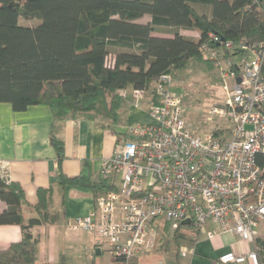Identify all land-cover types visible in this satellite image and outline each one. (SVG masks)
I'll use <instances>...</instances> for the list:
<instances>
[{
    "label": "trees",
    "instance_id": "1",
    "mask_svg": "<svg viewBox=\"0 0 264 264\" xmlns=\"http://www.w3.org/2000/svg\"><path fill=\"white\" fill-rule=\"evenodd\" d=\"M19 20L38 23L23 27ZM163 32L172 37L155 35ZM240 41L264 45V0H0V103L15 112L46 106L55 121L86 119L119 137L122 91L143 90L156 102L154 85L161 76L173 78L191 61L211 65L202 46ZM50 144L60 169L63 143L51 136ZM258 163L264 173V157ZM59 179L61 187L90 189L95 202L114 190L108 179H93L86 166L75 178L59 171ZM36 195L38 218L27 221L22 187L0 174V201L7 206L0 226L16 225L22 232L18 243L0 247V264L36 262L30 229L46 221L50 191L38 189ZM164 238L166 249L178 253L186 235L177 231ZM255 245L264 264V239Z\"/></svg>",
    "mask_w": 264,
    "mask_h": 264
},
{
    "label": "built area",
    "instance_id": "2",
    "mask_svg": "<svg viewBox=\"0 0 264 264\" xmlns=\"http://www.w3.org/2000/svg\"><path fill=\"white\" fill-rule=\"evenodd\" d=\"M200 50L218 69L223 91L222 102L208 111L212 127L192 133L182 98L171 91V76H161L148 113L153 122L127 126L126 137L101 162L99 175L114 179V190L98 200L96 212L65 223L69 232L95 236L97 248L114 264H130L153 251L157 222L162 231L173 233L190 227L204 232L213 224L252 246L244 254L222 255L221 264H259L255 241L264 239V173L258 163L264 157V45L222 42ZM120 95L124 98L125 92ZM145 95L131 92L135 102ZM0 174L6 176L3 164ZM185 221L189 225H182Z\"/></svg>",
    "mask_w": 264,
    "mask_h": 264
},
{
    "label": "crops",
    "instance_id": "3",
    "mask_svg": "<svg viewBox=\"0 0 264 264\" xmlns=\"http://www.w3.org/2000/svg\"><path fill=\"white\" fill-rule=\"evenodd\" d=\"M196 34V33H195ZM190 37V36H189ZM123 104L118 110L119 124L115 136L109 129L102 128L86 119L55 121L46 106H31L22 112L13 111L10 104L0 103V164L6 168L10 182L18 183L25 195L21 210L26 220L38 218L33 210L37 202V190L50 191V204L46 221L30 229L37 241V260L34 264H114L113 258L97 248L96 237L84 231L69 232L65 228L68 220L85 218L97 211L93 192L84 187H61L59 171L67 178L80 175L83 167L93 179L99 178L101 162L112 155L117 140L126 137L130 125L151 124L149 108L154 97L146 93L142 101L132 99L131 88L125 91ZM51 136L62 141L64 159L60 169ZM115 188V180L108 179ZM7 208L0 201V212ZM160 224V225H159ZM162 222L153 227L160 229ZM208 232L214 235L208 238ZM186 235L176 253L166 249L164 242L149 253L136 257V264H221L219 258L229 252L244 254L252 248L235 235L221 233L213 224L204 232L193 229L182 232ZM193 236L195 239H192ZM22 239L19 226H0V247L5 249Z\"/></svg>",
    "mask_w": 264,
    "mask_h": 264
},
{
    "label": "rangeland",
    "instance_id": "4",
    "mask_svg": "<svg viewBox=\"0 0 264 264\" xmlns=\"http://www.w3.org/2000/svg\"><path fill=\"white\" fill-rule=\"evenodd\" d=\"M148 17L141 19L139 22L145 23ZM37 21L19 20V25L23 27H34ZM180 33L185 36L197 38L194 32L183 31ZM159 37H172L168 32L156 33ZM204 60V59H203ZM218 69L206 62L191 61L186 70L177 73L172 78L171 91L178 97L182 98L184 107V120L187 128L192 133H204L208 131L212 124L209 121L208 111L214 104L222 102L223 91L218 80ZM187 230H193L192 227ZM182 232V230L180 231ZM169 235L173 232L169 231ZM164 236L159 233V238L155 243L154 250L164 242Z\"/></svg>",
    "mask_w": 264,
    "mask_h": 264
},
{
    "label": "water",
    "instance_id": "5",
    "mask_svg": "<svg viewBox=\"0 0 264 264\" xmlns=\"http://www.w3.org/2000/svg\"><path fill=\"white\" fill-rule=\"evenodd\" d=\"M182 225H189V221L183 222Z\"/></svg>",
    "mask_w": 264,
    "mask_h": 264
}]
</instances>
